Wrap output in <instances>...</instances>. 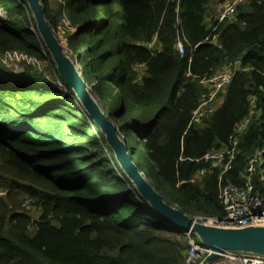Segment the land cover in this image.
I'll return each instance as SVG.
<instances>
[{
	"label": "trees",
	"instance_id": "trees-1",
	"mask_svg": "<svg viewBox=\"0 0 264 264\" xmlns=\"http://www.w3.org/2000/svg\"><path fill=\"white\" fill-rule=\"evenodd\" d=\"M224 1L42 0L59 39L64 29L66 54L127 139L140 170L168 203L191 216L223 215L218 173L198 178L209 166L201 158L228 145L249 115L226 181L242 185L247 160L260 153L254 182L264 195V0L240 2L236 17L218 26L217 41H206ZM0 8L8 14L0 18V51L33 54L55 75L33 66L20 73L0 68V264H183L184 232L169 227L123 171L61 78L28 3L0 0ZM155 36L152 51L146 43ZM179 37L183 54L175 47ZM235 59L243 70L222 105L188 128L205 90L202 78ZM135 146L144 151L148 174ZM167 183L192 212L168 199Z\"/></svg>",
	"mask_w": 264,
	"mask_h": 264
},
{
	"label": "built area",
	"instance_id": "built-area-1",
	"mask_svg": "<svg viewBox=\"0 0 264 264\" xmlns=\"http://www.w3.org/2000/svg\"><path fill=\"white\" fill-rule=\"evenodd\" d=\"M242 1L244 0H225L219 5L216 25L213 26L206 41H217L216 30L218 26L226 19L236 17L237 7ZM7 17V12L0 8V18L6 19ZM207 19L211 20V17H207ZM31 30L35 32L33 27ZM156 41L157 36L146 43V47L149 50L157 51ZM63 47L65 46L63 45ZM175 47L180 53L185 52V42L182 37L177 39ZM0 64L14 70L16 73L24 71L29 66L42 69V62L37 56L17 49L0 51ZM242 70L241 60L235 59L225 64L218 72L202 78L201 82L204 84L205 90L201 94L198 105L192 110L188 128L203 124L206 119L216 112L220 95L226 92L234 74ZM53 84L63 87L59 79L53 80ZM251 102L254 104L255 99H252ZM250 122L251 115L247 116L238 125L228 145L219 149H212L201 158L209 166L200 169L198 178H201L210 170L218 173L219 200L223 208V215L221 217L196 216L198 221L207 225L227 228L264 226V195L260 193L254 182L255 173L262 162L260 153L257 156H251L247 160L242 185L226 181V178L233 171L238 157V134L244 132ZM262 180H264V177H262ZM3 194L4 192H0V196ZM184 234L187 250L183 264H201L203 259L212 252L211 249L196 241L194 233L185 232ZM207 264H264V254L225 250L219 254L217 259Z\"/></svg>",
	"mask_w": 264,
	"mask_h": 264
},
{
	"label": "water",
	"instance_id": "water-1",
	"mask_svg": "<svg viewBox=\"0 0 264 264\" xmlns=\"http://www.w3.org/2000/svg\"><path fill=\"white\" fill-rule=\"evenodd\" d=\"M25 1L32 11L38 31L56 63L61 78L74 90L89 116L101 129L108 145L114 151L116 160L140 195L169 227L196 234L202 244L211 249L212 252L201 264L217 259L225 250L264 254V226L227 228L207 225L198 221L196 216H191L165 200L164 195L154 188L134 161V152L128 151L127 139L120 137L119 127L90 91L84 74L78 69L77 61L66 54L62 42L49 22L42 0Z\"/></svg>",
	"mask_w": 264,
	"mask_h": 264
},
{
	"label": "rangeland",
	"instance_id": "rangeland-1",
	"mask_svg": "<svg viewBox=\"0 0 264 264\" xmlns=\"http://www.w3.org/2000/svg\"><path fill=\"white\" fill-rule=\"evenodd\" d=\"M11 18L14 19V17H11ZM30 27L32 28V26H30ZM59 36H60L62 44L66 47V39L64 37V29L62 27L59 29ZM65 50H66V48H65ZM41 62H42V69H40V70L47 71V73H48L50 78L54 77L55 75L53 74V72L51 70H49L48 62H46V61H41ZM77 66H78V69H79V65L78 64H77ZM0 68H5V67H3L2 64H0ZM224 94L225 93H222L220 95L218 101H217V109L222 105L220 100H221L222 97H224ZM219 101H220V103H219ZM143 153H144V151L142 149H138V147L135 146V156L137 157V161H138L139 165L141 166V168L144 170V172H146L148 174L147 167H146V165H145V163L143 162V159H142V154ZM166 194H167L168 199L170 201H173L174 200L173 198H177L182 203V205H184L183 202L186 203V205H184V207L189 212L193 211L191 205L189 203H187V200L181 195V193L178 191L177 187L172 186L170 183H167L166 184ZM24 201L25 200L22 201V205H23ZM30 206L31 205H29V208H30ZM23 207H24V205H23ZM39 213L40 212L35 211V217H33V218H35V219L38 218Z\"/></svg>",
	"mask_w": 264,
	"mask_h": 264
},
{
	"label": "crops",
	"instance_id": "crops-1",
	"mask_svg": "<svg viewBox=\"0 0 264 264\" xmlns=\"http://www.w3.org/2000/svg\"><path fill=\"white\" fill-rule=\"evenodd\" d=\"M220 101H221V103H223V101H224V97H222ZM220 101H219V103H220Z\"/></svg>",
	"mask_w": 264,
	"mask_h": 264
}]
</instances>
